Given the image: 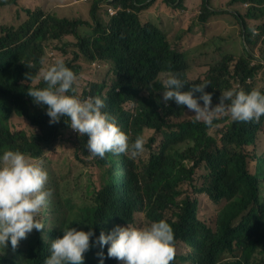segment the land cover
Segmentation results:
<instances>
[{"label": "trees", "instance_id": "16d2710c", "mask_svg": "<svg viewBox=\"0 0 264 264\" xmlns=\"http://www.w3.org/2000/svg\"><path fill=\"white\" fill-rule=\"evenodd\" d=\"M110 1H93L92 23L39 8L28 9V19L19 27L2 28L0 157L7 150H18L40 159L64 143L75 164L82 165L99 185H85L76 200L69 189L61 191L49 181L53 195L45 228L29 234L15 250L10 241L6 248L0 246V264H44L52 241L70 227L94 232L93 251L85 264H100L101 251L103 264H122L107 256L109 245L101 248L96 241L101 232L108 234L116 226L137 227L139 217V227L161 220L172 227L176 247L172 264H264V116L258 122H238L220 115L209 127L196 121L186 106L174 101L165 106V87L159 79L174 74L185 85L182 91L209 84L205 92L212 94V107L228 90L250 93L255 89L264 94V86L257 82L264 69V0L230 1L231 6L247 8L244 14L233 13L236 26L242 27L246 54L222 56L203 77L188 76L193 59L183 50L201 46L190 36V22L170 37L160 21H151L150 13L158 10L160 2L175 11L186 10L187 0H115L117 14L104 20L99 7ZM210 2L203 0L198 21L220 14ZM57 50L63 58L52 56ZM61 60L78 77L75 95L82 100L100 97L106 105L102 111L116 118L130 142L144 138V156L92 157L86 148L87 135L72 130L68 117L49 123L47 106L36 105L27 93L30 88L47 87L40 73ZM96 62L111 68V82L82 77L96 70ZM27 73L32 79H26ZM127 104L136 109L128 112ZM14 117L33 130L14 129ZM202 195L216 209L203 210Z\"/></svg>", "mask_w": 264, "mask_h": 264}, {"label": "clouds", "instance_id": "9594fccd", "mask_svg": "<svg viewBox=\"0 0 264 264\" xmlns=\"http://www.w3.org/2000/svg\"><path fill=\"white\" fill-rule=\"evenodd\" d=\"M259 58V57H258ZM45 88H30L27 95L36 105H46L49 123H59L62 117L70 119V128L88 137L86 148L92 157L103 159L106 153L131 154L135 157L145 151V140L138 136L134 142L118 126L115 117L103 112L106 107L100 97L80 99L75 95L77 75L64 62L57 61L40 73ZM26 79H32L26 74ZM165 91L162 100L167 106L174 101L186 106L196 121L213 126L220 115H230L233 121H259L264 116V94L259 90H228L221 94L219 103L212 107V94L205 92L209 84L193 85L182 91L184 83L174 74H162ZM71 93V94H69ZM200 93L198 97L195 95ZM200 101H203L201 106ZM230 103H226L229 102ZM49 176L42 165L20 151L7 150L0 157V246L10 241L15 250L34 229L45 225L37 219L53 195L48 189ZM93 231H78L74 227L63 231V237L52 241L50 256L44 264H84V255L90 250ZM96 243L109 245L107 256L122 264H172L176 256L175 237L166 221L153 222L149 227L116 226L111 232H101ZM103 264L104 254L98 253Z\"/></svg>", "mask_w": 264, "mask_h": 264}, {"label": "rangeland", "instance_id": "374dc122", "mask_svg": "<svg viewBox=\"0 0 264 264\" xmlns=\"http://www.w3.org/2000/svg\"><path fill=\"white\" fill-rule=\"evenodd\" d=\"M94 0H0V36L2 34V28L6 26L19 27L27 19L28 15L26 11L28 9L36 10L42 9L46 13L58 15L60 17H67L71 19H81L82 21H88L92 23V18L89 15L90 8ZM115 0H111L107 5L103 3L99 7V15L102 19L107 20L109 18V9L114 8ZM161 1V0H160ZM231 0H211V8L214 11H219L220 14L213 15L206 22L198 21V17L201 14V6L203 0H187L188 8L186 10H175L163 8L166 5H162L161 2L157 7L156 12H151V21L159 22V26L168 31L169 36L172 37L175 33H178L187 22H190L191 30L190 36L200 43L202 49L198 51L201 46H190L183 50L188 54L193 61L191 62V68L188 76L191 77H203L206 74L208 66L218 62L222 56L227 54H233L236 56L245 55V44L242 36V27L236 26V20L233 17V13L240 11L242 14L247 12L246 6L243 5H230ZM13 3V4H10ZM228 10V11H227ZM226 12V13H225ZM230 12V13H229ZM189 25V26H190ZM87 29V28H83ZM82 29V30H83ZM58 44L55 42V45ZM193 47V48H192ZM51 50V49H50ZM198 51V52H197ZM256 57H259L256 54ZM57 59L63 58V53L59 50L52 53ZM95 71H86L82 77L86 81H94L95 79L111 82L114 79L111 68L104 63L96 62ZM97 74V78L94 75ZM161 80V77L159 78ZM257 82L262 87L264 86V69L259 74ZM136 109V105L127 104L126 110L131 112ZM14 129H24L31 132L33 129L21 118H13ZM152 131L148 132L146 136H150ZM264 139V134H263ZM69 147L64 143H59L51 150L43 154L40 159H34L37 162H42L43 167L48 173L49 181L51 185L56 182L61 191L69 189L72 194L78 200V197L84 194L85 185L98 186L99 182L95 178L91 177L85 172L84 168L80 164H75L74 154L69 151ZM146 154V149L138 157H142ZM48 181V183H49ZM48 188V184L46 185ZM52 198V197H51ZM201 207L203 210L216 209L207 196L202 195L200 197ZM50 215L49 203L44 207L37 219L46 225ZM141 217L138 219L137 227L141 225ZM34 229L31 233L35 232ZM30 233V234H31ZM29 235V234H28ZM93 251V248L85 254V260ZM188 251V249H186ZM0 254L3 251L0 249Z\"/></svg>", "mask_w": 264, "mask_h": 264}, {"label": "built area", "instance_id": "2783aa9c", "mask_svg": "<svg viewBox=\"0 0 264 264\" xmlns=\"http://www.w3.org/2000/svg\"><path fill=\"white\" fill-rule=\"evenodd\" d=\"M118 10H119V8H115V7H114V8H113V7L110 8V9H109V14H110L109 16H114V15H116L117 12H118ZM257 58H258V57H257Z\"/></svg>", "mask_w": 264, "mask_h": 264}]
</instances>
